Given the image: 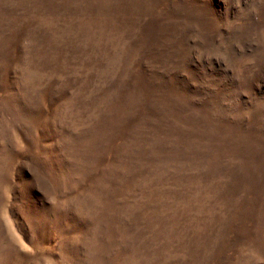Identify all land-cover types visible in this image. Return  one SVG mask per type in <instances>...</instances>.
<instances>
[{"label": "rangeland", "instance_id": "rangeland-1", "mask_svg": "<svg viewBox=\"0 0 264 264\" xmlns=\"http://www.w3.org/2000/svg\"><path fill=\"white\" fill-rule=\"evenodd\" d=\"M0 264H264V0H0Z\"/></svg>", "mask_w": 264, "mask_h": 264}]
</instances>
